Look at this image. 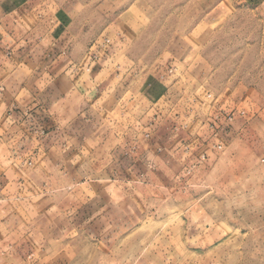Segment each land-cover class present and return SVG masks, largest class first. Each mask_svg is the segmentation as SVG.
<instances>
[{
	"label": "rangeland",
	"instance_id": "rangeland-1",
	"mask_svg": "<svg viewBox=\"0 0 264 264\" xmlns=\"http://www.w3.org/2000/svg\"><path fill=\"white\" fill-rule=\"evenodd\" d=\"M13 1L0 0V12ZM138 2L147 30L134 71L163 74L166 87L147 114L210 127L223 117L220 158L190 175L84 173L66 193L71 206L52 208L50 231L34 223L30 231L48 234L47 248L66 252L52 259L66 264H264V147L253 148L247 127L257 120L263 138L264 0ZM87 163L90 172L106 160ZM21 234L18 252L0 254V264L35 258Z\"/></svg>",
	"mask_w": 264,
	"mask_h": 264
},
{
	"label": "crops",
	"instance_id": "crops-1",
	"mask_svg": "<svg viewBox=\"0 0 264 264\" xmlns=\"http://www.w3.org/2000/svg\"><path fill=\"white\" fill-rule=\"evenodd\" d=\"M142 17L135 0H14L0 12V254L17 253L22 233L27 264H66L29 224L50 231L79 175H190L220 158L223 117L212 129L147 114L166 87L163 74L134 71L145 61ZM256 121L250 142L264 147ZM99 158L106 165L85 172Z\"/></svg>",
	"mask_w": 264,
	"mask_h": 264
},
{
	"label": "built area",
	"instance_id": "built-area-1",
	"mask_svg": "<svg viewBox=\"0 0 264 264\" xmlns=\"http://www.w3.org/2000/svg\"><path fill=\"white\" fill-rule=\"evenodd\" d=\"M219 119V118H218ZM230 120L232 119V117L229 118ZM211 127H215V123L211 124Z\"/></svg>",
	"mask_w": 264,
	"mask_h": 264
}]
</instances>
